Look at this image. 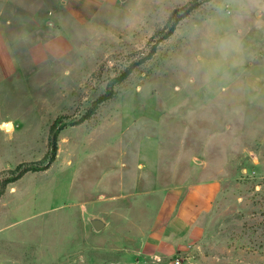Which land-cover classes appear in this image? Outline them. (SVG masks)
<instances>
[{
	"label": "rangeland",
	"instance_id": "rangeland-1",
	"mask_svg": "<svg viewBox=\"0 0 264 264\" xmlns=\"http://www.w3.org/2000/svg\"><path fill=\"white\" fill-rule=\"evenodd\" d=\"M64 8L0 1V264H264V0Z\"/></svg>",
	"mask_w": 264,
	"mask_h": 264
},
{
	"label": "trees",
	"instance_id": "trees-1",
	"mask_svg": "<svg viewBox=\"0 0 264 264\" xmlns=\"http://www.w3.org/2000/svg\"><path fill=\"white\" fill-rule=\"evenodd\" d=\"M204 1H200V2H195L193 4H191L187 10V12L185 13L186 15L184 16H187L189 14H191V12H193L194 10H196L199 6H201L203 4ZM184 17H180V19L178 20H175L170 29L168 30V32L165 34V36L163 37V39H166L168 37H170L176 30V27L178 25V23L183 19ZM155 49L156 47L154 46L152 48V51L151 53H154L155 52ZM132 68L133 67H130L123 75L122 77L120 78L121 80H124L126 79L132 72ZM113 96V91L110 90L109 92H107L105 95H103L102 97H100L97 101V103L89 110L88 114L86 115V119H89L90 117L93 116V114L96 113V110L98 109V106L108 100H110ZM82 123V122H81ZM56 127V126H55ZM53 152L56 154L57 153V141H58V134H59V130H55V128L53 127ZM38 169H33V168H26L24 169L20 175L16 178V179H13L12 181H6V184H9V183H12V182H15L17 181L18 179H20L22 176H24L26 173L30 172V171H37Z\"/></svg>",
	"mask_w": 264,
	"mask_h": 264
},
{
	"label": "crops",
	"instance_id": "crops-1",
	"mask_svg": "<svg viewBox=\"0 0 264 264\" xmlns=\"http://www.w3.org/2000/svg\"><path fill=\"white\" fill-rule=\"evenodd\" d=\"M5 2L8 0H0ZM119 0H64L63 16L69 15L74 20L85 18V13L93 10L101 11L106 7L118 6ZM65 14V15H64ZM3 24L0 20V31L3 30Z\"/></svg>",
	"mask_w": 264,
	"mask_h": 264
},
{
	"label": "water",
	"instance_id": "water-1",
	"mask_svg": "<svg viewBox=\"0 0 264 264\" xmlns=\"http://www.w3.org/2000/svg\"><path fill=\"white\" fill-rule=\"evenodd\" d=\"M90 223L92 227L95 229V231H98V232L102 231L107 226V223L102 218H99V217L90 219Z\"/></svg>",
	"mask_w": 264,
	"mask_h": 264
},
{
	"label": "bare ground",
	"instance_id": "bare-ground-1",
	"mask_svg": "<svg viewBox=\"0 0 264 264\" xmlns=\"http://www.w3.org/2000/svg\"><path fill=\"white\" fill-rule=\"evenodd\" d=\"M7 127H9V126H7Z\"/></svg>",
	"mask_w": 264,
	"mask_h": 264
}]
</instances>
